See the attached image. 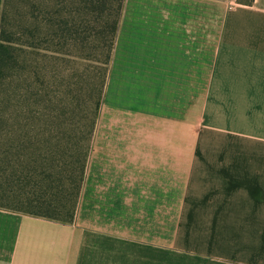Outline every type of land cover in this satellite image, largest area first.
I'll list each match as a JSON object with an SVG mask.
<instances>
[{"label": "crops", "instance_id": "1", "mask_svg": "<svg viewBox=\"0 0 264 264\" xmlns=\"http://www.w3.org/2000/svg\"><path fill=\"white\" fill-rule=\"evenodd\" d=\"M110 63L73 220L0 208V264H264V0H124Z\"/></svg>", "mask_w": 264, "mask_h": 264}, {"label": "rangeland", "instance_id": "2", "mask_svg": "<svg viewBox=\"0 0 264 264\" xmlns=\"http://www.w3.org/2000/svg\"><path fill=\"white\" fill-rule=\"evenodd\" d=\"M76 1L9 0L6 6L12 58L0 78L2 205L51 212L27 199L40 194L54 201L60 189H66L69 207L80 169L93 149L102 108H109L111 63L106 62V48L111 39L99 32L113 22L117 5L108 1L111 16L97 19ZM76 7L82 8L81 16ZM66 20L85 29L78 40L56 36ZM43 27L49 28L47 37L42 36ZM120 86L125 90V84ZM198 98L201 113L207 94ZM157 256L150 254L151 264H157Z\"/></svg>", "mask_w": 264, "mask_h": 264}, {"label": "trees", "instance_id": "3", "mask_svg": "<svg viewBox=\"0 0 264 264\" xmlns=\"http://www.w3.org/2000/svg\"><path fill=\"white\" fill-rule=\"evenodd\" d=\"M9 0H3V6L0 14V78L2 76V71L5 68L7 64H9L11 60V54H10V48L11 45L9 42H11L10 39V33L9 30L6 28V23H7V10L6 6L8 5ZM111 1L116 2L117 5V10H116V17L114 18L113 22L105 26V31L99 32V34H107L110 36V43L107 45L106 48V62L110 60V55H111V50L113 47V42H114V37L116 35L117 31V26H118V21H119V16L121 13V9L123 6V1L124 0H78L76 3H79L83 9L86 11V15H95L97 19H100L101 17L105 16H111V8L106 7V4ZM83 11L82 8L76 7L75 11L77 12V16H81V12ZM70 14L73 12H69ZM75 14V13H74ZM65 28H59L58 27V33L56 36L60 37H67L71 36L75 40H78V38L81 37V34H84L85 29H80V25H73L69 24L68 20H66V24H64ZM49 27V26H48ZM50 28V27H49ZM47 27H43L42 29V36H46L48 34V29ZM80 35V37H79ZM84 38V37H83ZM33 44V43H30ZM85 167L86 165L82 166L80 169V175H79V180L78 184L76 186H73V199L69 207L66 206V203L64 199L66 198V189H60L59 194L61 195L60 197H57L53 199L54 201H49L41 198L39 195L34 198V199H27L28 203L30 204H36L37 206H43L46 205L51 209V212L48 211H41L39 209H29V208H17L13 206H5L0 204V208H5V209H10L18 212H24L33 216H39V217H44L46 219L50 220H55V221H60L64 223H69L73 220L74 214L77 208L78 204V199H79V194L82 186V182L84 180V174H85ZM70 191L68 194L70 195ZM36 205H33L36 208ZM67 208V210H66ZM59 210V212H58Z\"/></svg>", "mask_w": 264, "mask_h": 264}]
</instances>
